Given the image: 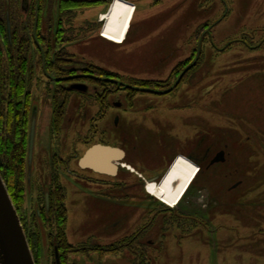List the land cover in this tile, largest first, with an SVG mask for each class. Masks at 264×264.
<instances>
[{"label": "rangeland", "instance_id": "1", "mask_svg": "<svg viewBox=\"0 0 264 264\" xmlns=\"http://www.w3.org/2000/svg\"><path fill=\"white\" fill-rule=\"evenodd\" d=\"M1 1L3 15L12 9L17 11L18 24L28 21L23 0ZM132 1L139 10L124 45L101 38L97 31L102 24L89 25L100 11L109 10L113 0L105 7L76 8L64 21V30H69L65 39L78 38L65 44L75 64L118 74L123 85L138 91L111 88L108 102L113 107L100 121L98 99L104 90L89 84L88 92H74L61 130H54L53 97L48 89L55 87V75L42 71L41 54L35 44L31 49L34 77L29 89L37 129L25 211L28 229L41 232V264H53V227L50 220L38 227L32 215L44 206L42 192L59 173L67 189L68 241L86 248L71 253L70 264H264V0ZM133 9L119 0L114 3L105 26L108 38L124 40ZM58 22V1L50 0L41 27L53 44ZM195 50L205 54L182 68L193 63L187 83L173 95L157 97L153 90L165 86L146 90L130 82L166 81ZM116 103L121 107H114ZM202 135L215 144V150L218 142L220 149L229 143L230 163L200 172L189 194L183 172L147 185L162 202L172 207L182 203L171 211L150 197L137 172L122 169L118 177L123 184L103 188L84 179L89 172L79 171L77 159L88 147L101 143L127 151L129 163L139 162L137 171L147 175L145 167L164 169L172 163H165L166 152H176L181 159ZM97 160L103 163L100 156ZM206 178L211 183L208 191L202 188ZM207 193L210 199L204 200ZM191 214L197 225H184V218ZM140 231L132 247L118 255L102 256L95 249Z\"/></svg>", "mask_w": 264, "mask_h": 264}, {"label": "trees", "instance_id": "2", "mask_svg": "<svg viewBox=\"0 0 264 264\" xmlns=\"http://www.w3.org/2000/svg\"><path fill=\"white\" fill-rule=\"evenodd\" d=\"M56 1H58L59 6V22L54 44L42 33L41 27L48 0H34L32 6H27L26 3L28 2L23 0L22 10L28 14V21L25 24H18L17 11L11 9L4 15L0 11V173L21 217L36 264H41L39 254L41 232L40 230L28 229L29 222L25 211V198L29 184V137L31 120L34 115L33 96L29 89V84L34 77V65L31 58L33 44H35L36 51L41 54L40 67L42 71L48 75H55V87L48 90L53 97V123L54 130L57 132L61 130L64 124L70 99L78 90L75 85L85 86V89L80 93L88 92L89 84L102 88L104 97L99 99L101 101H105L106 97L110 96L111 88L114 86H119V92L121 87H125L121 90L138 93V91L132 90L134 88L123 85L121 83L122 77L118 74L107 72L94 65L75 64L72 59L73 55L65 48V44L78 40L76 36L65 39L64 35L69 31L64 30L63 27L65 18L71 16L76 8H90L99 4L100 1ZM69 20L71 19H68L67 22ZM89 25L94 26L95 24L90 23ZM29 29H32L31 33H28ZM32 36L33 39H31ZM184 66L186 64L177 66L173 70L172 76H178ZM130 82L147 89L151 87L162 88L167 84L137 79H132ZM52 181L53 184L47 190L50 197L49 210L46 208L45 198H42L44 206L38 207L39 209L32 217L38 221V227L40 224L43 226L46 221L52 222L50 247L53 252V264H58L57 253L60 264H70L69 255L83 252L86 248L85 245L74 246L69 243L67 237L69 219L66 203L67 189L60 182L58 174L53 175ZM141 233L142 231L130 238H125L108 246H97L95 249L102 256L118 255L125 248L132 247V241Z\"/></svg>", "mask_w": 264, "mask_h": 264}, {"label": "flooded vegetation", "instance_id": "3", "mask_svg": "<svg viewBox=\"0 0 264 264\" xmlns=\"http://www.w3.org/2000/svg\"><path fill=\"white\" fill-rule=\"evenodd\" d=\"M28 3H26L27 6H30L31 5V2L34 3V0L31 1V0H26ZM39 1V0H38ZM50 1V0H48ZM53 1H56V0H53ZM88 1H100L99 4L95 5V6H98V5H107V4H110V0H88ZM117 0H114L110 6V10H108V12L106 13H103L102 14V20L104 21V27H103V30H102V37L104 39H108L109 41H112V42H115V43H119V42H116V41H113L112 39L108 38L106 35H105V26L107 24V20H108V17L111 13V10H112V7L114 5V3L116 2ZM125 4H128L130 6H132L134 9H133V13H132V16H131V19L129 21V27L127 29V32L129 31V28L131 26V23H132V19L136 13V8L133 4H131L130 2H128L127 0H119ZM57 2V1H56ZM2 1L0 0V8L2 7ZM91 23V22H90ZM98 23L102 24L100 22V20L98 21ZM126 32V34H127ZM126 39V36L124 37V40ZM122 43V42H121ZM198 53V55L196 56V54ZM202 54L204 55L205 52L204 50L202 51ZM201 53H199L198 50H195V52L192 54V56L187 59L184 63H181V64H190L191 61H193V58L196 56V60L202 56ZM193 68V63H192V67L190 65V67H186L184 69H182L179 73L178 76H171L169 77L168 80L166 81H158V82H161V83H167L166 85H164L166 87V89H161V90H153L155 93V95L157 97H167L168 95H173L176 91H178L183 85H185L187 83V80L185 81L186 79V74L188 73V71ZM77 86L78 90L79 91H83L85 89V86H82V85H75ZM125 87H121V89H123ZM120 91H125V90H121ZM147 90V88H145ZM144 90V89H143ZM150 91V89L148 90ZM147 93V92H146ZM164 93V94H162ZM151 94V93H149ZM109 97L108 98L106 97L105 101H101L98 99V103L101 105V110L100 112L98 113L97 115V120L100 121L102 120L103 118H105L107 116V112L108 110L110 109V107L113 105H110L109 104ZM174 101V100H173ZM132 103H130V100H128V105H130ZM116 108H119L121 107V104L119 103H116L114 104ZM173 108V107H172ZM189 108V107H188ZM103 110V111H102ZM105 111V112H104ZM104 112V114H102ZM117 120L119 121V119L117 118ZM32 122V120H31ZM36 129H37V118H36ZM95 130V128H94ZM206 136V135H205ZM221 143L218 142V145H217V148L215 150V144L213 142L209 143V140L207 138L204 137V135H202V139H200L196 145H195V148L194 146L190 147L187 151V153H184V157L183 158H176V155H174V153H168L166 152V156L167 159H165V163H170L172 162L170 165H166L164 167V169H151L150 171L148 170L147 167H145L148 171L147 175L145 174L144 170L142 171L139 170L136 171L137 167L134 168V166H130L132 168V170L138 172V174L141 176L139 177L140 178V182H148L147 185H157V183H161V181H164L165 179L169 178V177H173L174 176H177L179 175V173H185L186 176H181L184 177V184H188V186L190 187L191 185V182L193 181L197 171H198V167L197 166H201L200 169H199V172H202L204 173V171L206 170H210L214 165H216L217 163L219 164H226V163H230V160L227 159V156H228V149L230 147L229 143L225 142L223 145H224V148H221L218 147ZM35 145H36V137H35ZM220 153H223L224 154V160L223 161H220V162H217V163H213V161L215 160V158L220 154ZM174 155L173 158H176L174 161H173V158L172 156ZM181 155V154H180ZM230 155V153H229ZM76 157V156H75ZM127 154H126V157H124V159L122 160V162L118 163V166H119V170H118V173L116 176L114 177H111V176H107V175H102V174H99V173H96L90 169H81L79 167V171H84V172H89L90 173V177H84V179L88 180L89 182H92V183H95L97 185H100V186H103V188H113L115 186H121V184H123V182H118V181H115L118 176H119V173L120 171H122V169H125V167H122L121 164H126V162L128 161L127 160ZM182 157V156H181ZM34 158H35V149H34ZM186 158H188L189 160H187ZM79 158L77 160V163L79 164ZM172 160V161H171ZM194 164H193V163ZM33 163H34V159H33ZM195 164L197 166H195ZM34 165V164H33ZM32 165V166H33ZM127 169V168H126ZM33 167H32V171H31V174H30V177H29V184L31 183L32 179H33ZM141 171V172H140ZM186 171V172H184ZM73 174H75L76 176H79V173L78 172H72ZM28 175H29V172H28ZM59 178H61V175L59 173ZM117 177V178H115ZM53 178V176H52ZM60 182L62 183L61 179H60ZM156 182V183H154ZM53 184V181L51 182V184L47 187V189L45 190V192L43 191L42 192V195L44 196L45 198V205H46V208L47 210H49V206H50V197H49V193L47 192V190L51 187V185ZM63 184V183H62ZM146 185V184H145ZM31 186V184L29 185ZM193 186V185H192ZM192 188V187H191ZM146 190V188H145ZM191 190V189H190ZM189 190V192H190ZM188 192V194H189ZM45 193V194H44ZM108 192H105L104 194H107ZM150 197H152L153 199H158L156 197H154V195H152V193H150ZM187 194V195H188ZM208 195H203V198L204 200H206V198L209 200L210 199V193H207ZM207 196V197H206ZM47 197L49 199V204L47 206ZM186 198V197H185ZM159 200V199H158ZM160 203L170 207V208H173V209H176L178 208L181 204L178 203L176 206L172 207L164 202H162L161 200H159ZM183 202V201H182ZM173 209H169L170 211L173 210ZM184 225L186 226H190V225H197V222H196V217H194L192 214L189 215V216H186V218H184Z\"/></svg>", "mask_w": 264, "mask_h": 264}, {"label": "water", "instance_id": "4", "mask_svg": "<svg viewBox=\"0 0 264 264\" xmlns=\"http://www.w3.org/2000/svg\"><path fill=\"white\" fill-rule=\"evenodd\" d=\"M127 86V85H126ZM36 109L32 117L28 165L29 177L32 171L35 137H36ZM100 156L103 165H98L95 161ZM125 157V152L117 147L96 144L90 147L85 155L79 160L81 169H90L96 173L114 177L117 175L119 167L117 163L122 162ZM224 160V154L220 153L213 163ZM49 199L47 197V206ZM57 262L60 260L57 253ZM0 264H36L34 254L24 226L21 222L17 209L13 203L9 190L0 173Z\"/></svg>", "mask_w": 264, "mask_h": 264}, {"label": "crops", "instance_id": "5", "mask_svg": "<svg viewBox=\"0 0 264 264\" xmlns=\"http://www.w3.org/2000/svg\"><path fill=\"white\" fill-rule=\"evenodd\" d=\"M157 1H159V0H157ZM129 2L131 3V4H133L134 6H135V8H136V13H135V15H134V17H133V19H132V23H131V26H130V28H129V31L127 32V34H126V39H125V41H124V43L123 44H120V45H124L127 41H128V38H129V36H130V34H131V31H132V29H133V25H134V22H135V19H136V15H137V13H138V7H137V5L135 4V2H133L132 0H129ZM101 6V5H100ZM104 7H105V5H103ZM103 13H106V11H104V12H102V11H100L99 13H98V16H97V18H96V20H95V22H91V23H94V24H97L98 25V21H99V16L100 15H102ZM101 32H102V30L100 29L99 30V32L97 31V33L99 34V36L102 38V34H101ZM105 40V39H104ZM223 47L225 46V44L223 43V45H222ZM207 49V48H206ZM251 52H253V51H251ZM229 54H232L231 52H229L228 53V55ZM96 144V143H95ZM110 146H112V145H110ZM114 147V146H113ZM116 147V146H115ZM89 149V147L86 149V151ZM124 150V149H123ZM86 151L84 152V154L86 153ZM124 152H125V157H126V154L128 155V152L127 151H125L124 150ZM83 154V155H84ZM82 155V156H83ZM81 156V157H82ZM81 157H79V159L81 158ZM78 160V159H77ZM132 161V160H131ZM138 163L139 162H137V163H135V165H138ZM126 164H129V165H131V166H134V168H136V166L134 165V164H131V163H129V161H127L126 162ZM138 173V172H137ZM140 176H141V174H140ZM197 179V178H196ZM207 180H205V183L206 184H204V181H203V183H202V188H204V189H206L207 188V191L210 189V181H209V178H206ZM117 180H118V182H122V180L123 179H120L119 177L117 178ZM206 185V186H205ZM201 220H202V218L201 217H199Z\"/></svg>", "mask_w": 264, "mask_h": 264}, {"label": "bare ground", "instance_id": "6", "mask_svg": "<svg viewBox=\"0 0 264 264\" xmlns=\"http://www.w3.org/2000/svg\"><path fill=\"white\" fill-rule=\"evenodd\" d=\"M105 40H107V41H109L108 39H105ZM124 41L125 40H123L122 41V43H115V42H112V41H110V42H112V43H114V44H117V45H120V44H123L124 43ZM187 160H189L188 158H186ZM99 160V159H98ZM97 160V161H98ZM190 161V160H189ZM100 162L98 161L97 162V164L98 165H100L99 164ZM193 163V162H192ZM104 164V162L101 164V165H103ZM194 164V163H193ZM124 165V164H123ZM196 165V164H195ZM131 165H129V164H127V166H124L125 168H127L128 170H130V171H132V172H136V171H134V170H132V168L130 167ZM198 168H199V166H198ZM198 175H199V171L196 173V175H195V177H194V179H193V181L191 182V185H190V187L187 189V192H189V190H190V188H191V186L193 185V182H195V180H196V178L198 177ZM154 183H156V182H154ZM147 184H148V182L146 183V191H147V193H149V191L147 190L148 188H147ZM157 184H160V183H157ZM187 192L185 193V194H187ZM150 195V194H149Z\"/></svg>", "mask_w": 264, "mask_h": 264}]
</instances>
